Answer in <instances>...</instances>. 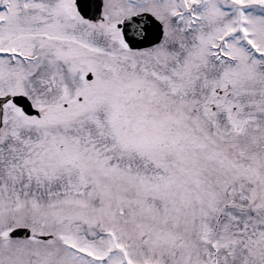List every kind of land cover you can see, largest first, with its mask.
<instances>
[{
    "label": "snow or ice",
    "instance_id": "snow-or-ice-1",
    "mask_svg": "<svg viewBox=\"0 0 264 264\" xmlns=\"http://www.w3.org/2000/svg\"><path fill=\"white\" fill-rule=\"evenodd\" d=\"M0 264H264V0H0Z\"/></svg>",
    "mask_w": 264,
    "mask_h": 264
}]
</instances>
